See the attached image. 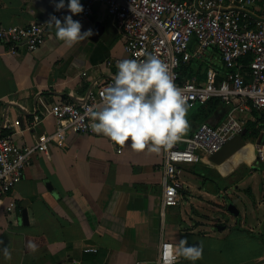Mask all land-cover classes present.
Returning <instances> with one entry per match:
<instances>
[{"label":"crops","instance_id":"1","mask_svg":"<svg viewBox=\"0 0 264 264\" xmlns=\"http://www.w3.org/2000/svg\"><path fill=\"white\" fill-rule=\"evenodd\" d=\"M56 3L0 0V24L26 27L55 14L63 22L71 15L67 0L59 12ZM72 18L82 32H94L88 41L68 48L52 27L33 53L14 55L0 45V128L18 120L19 127L6 133L21 147L33 148L56 131L47 115L51 106L81 103L93 82L116 76L117 69L105 68V62L125 58L123 37L105 6L95 5L88 19ZM208 57L221 72L218 53L211 50ZM206 72L197 68L184 76L203 82ZM205 110L203 123L216 127L231 107L219 102ZM35 114L41 121L33 124ZM233 115L255 119L252 113ZM198 126L192 123L185 136ZM262 141L259 135L228 157L223 152L181 166L179 202L162 215L163 152H136L94 132L67 131L62 147L49 143L48 157L32 155L13 193L14 213L4 211L6 203L0 207V264H157L162 242L178 247L183 240L203 246L196 264H264V161L255 155ZM234 200L229 207L237 213L229 214L224 203ZM178 264L192 262L180 257Z\"/></svg>","mask_w":264,"mask_h":264},{"label":"built area","instance_id":"2","mask_svg":"<svg viewBox=\"0 0 264 264\" xmlns=\"http://www.w3.org/2000/svg\"><path fill=\"white\" fill-rule=\"evenodd\" d=\"M81 4L84 11L80 16L84 19L91 17L95 5L105 6L107 15L123 37L124 59L142 62L144 54H152L168 63L189 109L212 100L231 107L218 126L202 123L173 148L162 151V215L179 202L181 165L196 164L201 157H212L232 139L245 133L247 122L234 117V112L262 114L259 135L264 140V0H81ZM53 16L58 20L62 18V14ZM50 17L26 27L0 24V45L14 55L22 50L35 52L52 28L48 25ZM211 50L218 53L221 72L218 68H209L203 82L196 77L184 78L181 66L198 67L209 58ZM124 59L108 60L104 67L117 69ZM114 79L115 75L110 74L102 83L93 82L81 103L51 106L47 115L56 122V131L33 148L17 145L6 133L19 127L18 120L1 126L0 207L6 203L7 214L16 209L13 193L32 155L43 153L48 157L49 143L62 147L67 131L79 135L92 133L94 122L87 109L101 103L104 89L112 86ZM40 121L35 114L31 123ZM255 155L257 160L264 161L263 141L256 145ZM173 247L171 243H161L157 264H164L166 254Z\"/></svg>","mask_w":264,"mask_h":264},{"label":"clouds","instance_id":"3","mask_svg":"<svg viewBox=\"0 0 264 264\" xmlns=\"http://www.w3.org/2000/svg\"><path fill=\"white\" fill-rule=\"evenodd\" d=\"M63 9L65 0H59L55 10ZM67 11L71 15L65 16L63 22L53 16L48 25L55 28L56 39L71 48L88 41L94 32H82L81 23L72 18L83 13L81 0H67ZM189 107L183 90L174 82L170 65L152 54H144L142 62L124 59L118 63L112 86L104 89L101 103L89 107L87 114L94 122L92 131L114 145L160 154L188 133ZM31 250L36 251L35 245ZM2 251L7 259L11 258L7 248ZM180 257L196 264L203 257V246H189L183 240L166 254L164 264H178Z\"/></svg>","mask_w":264,"mask_h":264},{"label":"trees","instance_id":"4","mask_svg":"<svg viewBox=\"0 0 264 264\" xmlns=\"http://www.w3.org/2000/svg\"><path fill=\"white\" fill-rule=\"evenodd\" d=\"M250 59H247L249 61ZM200 65L197 67L196 65H183L181 66L183 77L185 78L184 74L193 73L197 68H199ZM218 100H212L208 102L204 106H197L196 110L199 111V115L205 120L207 118L206 110L205 108L208 107L210 109H214L216 106L219 105ZM252 116L255 117L254 121H248L245 124V133L243 135L237 136V138L234 140V144L232 145V151H236L243 145H246L248 143L254 142L258 136H259V130L263 124V115L260 114L257 111H252Z\"/></svg>","mask_w":264,"mask_h":264},{"label":"rangeland","instance_id":"5","mask_svg":"<svg viewBox=\"0 0 264 264\" xmlns=\"http://www.w3.org/2000/svg\"><path fill=\"white\" fill-rule=\"evenodd\" d=\"M216 66L218 65V63H215ZM200 71L201 72H205L206 70H208L209 68H215V65L214 63H211L209 60H204L203 62L200 63ZM187 119H188V122H189V126H191L192 123H195V125H200L201 123H203L205 120H203V118L199 115V111L196 110V108L194 109H189L188 111V114H187ZM195 128V127H194ZM181 166H185V165H181ZM181 177V176H180ZM233 200V199H232ZM237 203L236 200L234 201H227L225 202V206L227 205V208L234 204ZM225 207H223L224 209ZM227 211L229 212V209H227ZM214 212V211H213ZM229 214H231V212H229ZM208 216L209 217H212L213 214L212 213H208ZM218 216L220 218H222V214H218V213H215V217ZM212 229H214L213 227H211Z\"/></svg>","mask_w":264,"mask_h":264},{"label":"water","instance_id":"6","mask_svg":"<svg viewBox=\"0 0 264 264\" xmlns=\"http://www.w3.org/2000/svg\"><path fill=\"white\" fill-rule=\"evenodd\" d=\"M244 134V133H243ZM242 134V135H243ZM237 138V137H236ZM232 139L230 142H228L217 154H215L213 157L215 156H218L220 154H222L224 152V157H228L230 156L234 151H232V145L234 144V140L236 139ZM263 143H264V140H263ZM229 212L233 213V214H236L237 211L232 208V207H229ZM22 223L27 226L28 223H27V217H26V213L25 212H22ZM219 230V229H218Z\"/></svg>","mask_w":264,"mask_h":264},{"label":"bare ground","instance_id":"7","mask_svg":"<svg viewBox=\"0 0 264 264\" xmlns=\"http://www.w3.org/2000/svg\"><path fill=\"white\" fill-rule=\"evenodd\" d=\"M199 162V161H198Z\"/></svg>","mask_w":264,"mask_h":264}]
</instances>
